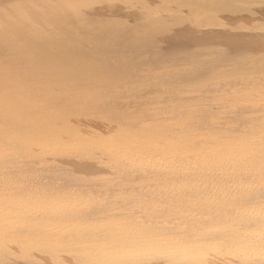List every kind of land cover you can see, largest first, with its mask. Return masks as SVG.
Wrapping results in <instances>:
<instances>
[{"label":"bare ground","instance_id":"obj_1","mask_svg":"<svg viewBox=\"0 0 264 264\" xmlns=\"http://www.w3.org/2000/svg\"><path fill=\"white\" fill-rule=\"evenodd\" d=\"M0 264H264V0H0Z\"/></svg>","mask_w":264,"mask_h":264},{"label":"rangeland","instance_id":"obj_2","mask_svg":"<svg viewBox=\"0 0 264 264\" xmlns=\"http://www.w3.org/2000/svg\"><path fill=\"white\" fill-rule=\"evenodd\" d=\"M238 44H240V43H238ZM228 48H230V47H226V49L227 50H225V49H223V48H217L216 50L218 51H216V53L213 55V56H208V57H206L205 59H204V61H202L201 60V66H199V65H196V64H194L193 63V61H191L192 59H187V58H180L179 60L180 61H183V62H181L182 64H183V66H182V68H181V66L180 67H178L179 69H178V74L179 75H192L194 72H196V71H198V70H200L201 68H203V67H205L207 64H211V63H215L216 62V60H219V61H223V59H222V57L223 56H228L229 54H231L232 53V48H230V50L228 49ZM219 49H221L220 51H219ZM224 50V51H223ZM226 51V52H225ZM226 54V55H225ZM219 55V56H218ZM183 59V60H182ZM186 60V61H185ZM215 61V62H214ZM225 61V60H224ZM179 62V61H178ZM178 62L176 63V64H178ZM180 62H179V64H181ZM196 63V62H195ZM199 63V62H198ZM197 63V64H198ZM203 66V67H202ZM175 68V67H174ZM174 68H171L172 70H174ZM181 68V69H180ZM189 71V72H188ZM181 72V73H180ZM252 79H254L255 81H259V82H261V81H263L262 80V78H250V79H246V80H240V81H238L239 82V84H238V82H236V85H234L235 83H233L232 81L231 82H227V88H228V93H230V92H234V93H237L238 92V90H239V87H241L242 86V88H247L249 85H250V81L252 80ZM243 82V83H242ZM253 82V81H252ZM237 84H238V86H237ZM235 86V87H234ZM253 86V85H252ZM229 88H230V90H229ZM232 88V89H231ZM236 89V90H235Z\"/></svg>","mask_w":264,"mask_h":264}]
</instances>
